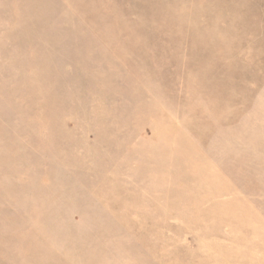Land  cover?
Listing matches in <instances>:
<instances>
[{
  "label": "rangeland",
  "instance_id": "rangeland-1",
  "mask_svg": "<svg viewBox=\"0 0 264 264\" xmlns=\"http://www.w3.org/2000/svg\"><path fill=\"white\" fill-rule=\"evenodd\" d=\"M0 264H264V0H0Z\"/></svg>",
  "mask_w": 264,
  "mask_h": 264
}]
</instances>
